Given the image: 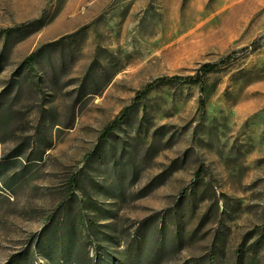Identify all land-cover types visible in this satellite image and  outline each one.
Wrapping results in <instances>:
<instances>
[{
  "label": "rangeland",
  "instance_id": "374dc122",
  "mask_svg": "<svg viewBox=\"0 0 264 264\" xmlns=\"http://www.w3.org/2000/svg\"><path fill=\"white\" fill-rule=\"evenodd\" d=\"M52 212L70 264H264V0H0V264Z\"/></svg>",
  "mask_w": 264,
  "mask_h": 264
},
{
  "label": "trees",
  "instance_id": "16d2710c",
  "mask_svg": "<svg viewBox=\"0 0 264 264\" xmlns=\"http://www.w3.org/2000/svg\"><path fill=\"white\" fill-rule=\"evenodd\" d=\"M5 34H10L12 32L11 28H7L1 31ZM37 56L36 52L30 53L28 56L24 58L22 61L21 66L27 65L32 66L34 64L35 58ZM219 62H207L201 65L199 70V76L194 75H187V76H181V75H171V76H159L154 78L153 80L147 82L142 89L136 92V95L132 99V103L124 108H122L119 113L106 125L101 131L100 134V140L106 139L115 129V126L118 122L122 121L126 115L128 114L129 110L134 106V104L139 101L142 97H144L152 88L164 85V84H171L174 82H183L188 84H194L199 83L200 89H202V77L203 75L215 71L218 66ZM200 115L202 114V110L204 108V100L200 99ZM33 160H37L34 158ZM32 161V160H31ZM199 171L196 172L195 176H199ZM77 182L76 177L71 178V185L74 186ZM55 212H52L50 218L46 221L44 224L39 236L41 238L40 242V248L42 249V253L44 257L49 258L53 264H70V262L67 261V257L69 255L70 249L72 247V237L70 236L71 229L70 227L66 230L63 229L60 231L59 235H57V231L55 230L54 233L51 232L50 228L53 225V217L55 216ZM15 256H12L10 259H8L5 264H17L16 261L13 262V258ZM29 257H24V262L26 264L29 263ZM13 262V263H12ZM20 264V261L18 262ZM31 264H35V261L31 262ZM88 264H92V260L88 258ZM98 264H103L102 261H98Z\"/></svg>",
  "mask_w": 264,
  "mask_h": 264
},
{
  "label": "built area",
  "instance_id": "2783aa9c",
  "mask_svg": "<svg viewBox=\"0 0 264 264\" xmlns=\"http://www.w3.org/2000/svg\"><path fill=\"white\" fill-rule=\"evenodd\" d=\"M35 264H42V260H39L38 262L35 261Z\"/></svg>",
  "mask_w": 264,
  "mask_h": 264
}]
</instances>
